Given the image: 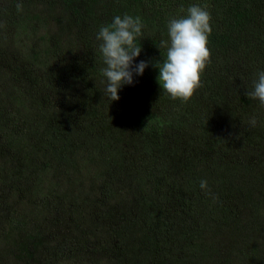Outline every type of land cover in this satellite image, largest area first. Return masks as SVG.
Instances as JSON below:
<instances>
[{
	"label": "rangeland",
	"instance_id": "rangeland-1",
	"mask_svg": "<svg viewBox=\"0 0 264 264\" xmlns=\"http://www.w3.org/2000/svg\"><path fill=\"white\" fill-rule=\"evenodd\" d=\"M17 1L30 15L0 29V80L8 79L0 82V106L13 103L15 109L24 112L22 117L26 123L16 129V135L23 139L26 132L30 136L28 144L40 146L33 147L34 159L31 156L26 160L29 146L24 149L20 145L19 157L0 154L3 173L0 264H153L159 248L151 234V227L157 226L159 221L155 212L148 219L133 214L118 223L113 222L122 217L129 200L138 198L135 193L141 184L145 186L142 179L150 173L138 175L140 165L130 156L132 165L128 174L132 175V195L130 188L118 187L115 178L125 160L127 146L132 143L130 123L138 119L149 104L128 105L119 94L118 100L109 101L103 93L104 77L100 70L95 76L99 91L79 79H64L62 84L55 82L58 95H51L53 105L40 106L35 102L37 99L30 97L22 101L18 94L26 93V86L21 80L16 85V81L11 82L4 63L14 62L20 56L27 59L38 44L42 50L48 49L52 38H57V48L64 60L70 56L69 60H74L81 53L82 44L67 19L58 22L64 16L59 9H49L46 3L37 0ZM184 8L185 3L179 2L173 18L186 15ZM26 22L35 27H29L32 30L29 33L23 31ZM45 60L50 64L54 62L49 58ZM238 61L242 63L246 59ZM49 67L47 64V69ZM34 72L40 74L41 67ZM158 75L159 69L154 67L152 81L162 90ZM37 83L48 90V83ZM238 83L236 81L235 86ZM237 90H233L232 96L239 104ZM199 91L198 88L194 94ZM252 104L246 105L248 113L242 114L238 113L240 108L231 114L224 106H219L213 119L218 129L234 138L241 127L250 126L253 117L257 122L264 119V106ZM157 110L165 123L163 144L172 151L171 155L167 154V166L184 174L195 194L193 201L190 198L180 205L177 194L170 193L168 202L174 206L170 219L167 214L164 218L162 214L159 216L165 223L169 219L165 234L180 248L181 264H264V145L254 153L241 150L235 154V160L227 156L222 161L214 153L202 154L196 148L205 113L188 112L195 118L186 125L177 122L181 114L163 112L160 106ZM148 113L151 114L150 110ZM187 146L199 151L186 165L182 157L186 155ZM52 158L59 162L58 169L51 162L45 171L47 161ZM63 161L65 165L61 167ZM252 161L257 164L249 170ZM161 162L165 164V159ZM202 179H207L213 195L200 189ZM14 180L21 181L19 191L9 186ZM146 191L152 195L151 188ZM103 192H108L109 204L101 202L106 195ZM142 195L145 193L139 197ZM174 204L180 206L177 208ZM192 213L200 222H193ZM101 246L107 248L100 250Z\"/></svg>",
	"mask_w": 264,
	"mask_h": 264
},
{
	"label": "trees",
	"instance_id": "trees-1",
	"mask_svg": "<svg viewBox=\"0 0 264 264\" xmlns=\"http://www.w3.org/2000/svg\"><path fill=\"white\" fill-rule=\"evenodd\" d=\"M37 2L46 3L49 9H59L65 17H60L58 22L67 19L66 21L82 44L81 53L75 56L74 60H69L71 56L64 60V56L57 48L59 45L57 38L51 37L53 41L48 49L42 50L38 44L33 47L32 54L27 59L20 56L16 57L14 62L4 63L5 73L11 82L16 81V85L21 80L20 83H24L26 86V93L29 92L28 94L20 92L18 95L21 100L26 101L28 97L32 100L37 99L35 102L45 107L54 104L51 95H58V87L55 82L62 84L61 81L64 79H79L84 85L89 87V84H92L94 91L96 89L99 91V85H96L99 81L95 76L98 74V70L104 67V64L97 51L99 41L96 40V34L102 25L111 23L117 15L123 17L125 14L134 18L140 17L144 23L142 36L137 38V44H141L142 51L134 59V65L143 60L148 62V67L142 75L134 74L133 84L122 85L118 94L128 105L136 102L148 103L149 108L144 109V113H140L138 119H135L134 122L132 120L130 123L132 143L127 146L124 153L125 160L121 164L119 175L115 178H117L118 187L130 188L132 195V175L128 174L129 167L132 165L129 160L130 156L138 166L140 165L141 169L138 170V175H144L149 171L150 173L146 179L141 178L145 180L146 184L145 186L141 184L140 190L135 193L138 198L133 201L129 200L122 217L116 218L113 222L118 223L133 214L148 219L149 215L155 212L154 216L158 217L159 221L157 226L151 227V234L158 242L159 248L158 253L153 257V264H181L180 248L172 244L173 242L169 241L165 234L170 212L174 210L172 203L168 202V196L170 193H176L180 198L181 205V201L184 203L190 198L193 201L195 194L190 180L186 179L184 174L167 166L168 155H171L172 151L163 144L162 133L165 123L163 115L159 113L157 107L160 106L163 112L170 111L169 113L181 114L177 122L186 125L192 123L195 118L188 115V112L191 114L205 113L206 119H203L200 125V131L202 129L203 131L196 140V143L199 144L196 148L202 154L212 152L219 160L223 161L228 158L227 156L235 160L237 157L235 154L241 150L246 153H254L255 150L262 148L264 145V119H260L255 127H241L234 138H229L227 134H224V131L221 132L217 127L216 120L213 119L215 115L217 116V108L219 109L221 105L231 114L236 108H240L239 114L248 113L246 105L251 103L254 105L256 102L260 105L258 100L249 99L245 93L251 89L252 81L257 78L256 73L264 70V0H37ZM179 2H184L186 5L183 13H186L190 5L200 4L202 7L206 6L211 14L212 32L207 45L211 52L210 62L201 74L200 91L196 92L187 102H182L179 99L174 100L164 91L162 93L160 87L152 81L151 77L154 65L157 62H162L165 56L166 50L161 49L160 51L158 45L162 39L169 38L167 25L175 16V9ZM17 4L21 3H18L17 0H0V20L3 21L0 22V29L5 28L8 24L13 25L23 18H28L30 13L24 11L23 8L18 10ZM36 18L38 17L36 16ZM26 23L23 31L29 33L28 31H32L29 29L31 25ZM42 39L44 40L45 36ZM48 58L54 62L50 64L49 60H45ZM238 59H246V61L239 63ZM47 64L50 65L51 70L47 69ZM39 67L42 72L36 74L34 71ZM7 80L3 78L0 82ZM38 81L48 83L49 91L43 89L41 84L38 86ZM236 81L239 82L238 86H235ZM6 85L10 86L9 83ZM236 89H238L239 104L234 101L232 96L233 90ZM49 95L50 97H48ZM149 110L151 114L148 113ZM23 115L25 113L15 109L13 103H4L0 106V154L2 156L19 157L21 145L25 147L24 149L29 146L30 152L26 153V160L31 156L34 159L33 147L37 148L40 144H28L27 140L30 139V136L26 132L23 133V139H18L16 135V129L26 123L23 120ZM221 121L220 119L218 123ZM196 148L188 149L187 146L186 155L182 157L184 164L187 165V162L196 155L199 151ZM162 158L165 159V164L161 162ZM51 162L58 169L59 162L52 158L47 161L46 166L48 167L45 171H48ZM256 164L257 162L252 161L248 165L249 170H252ZM64 165V161L61 162V167ZM0 173L1 182L3 173L1 171ZM10 185L15 186L18 191L21 189L20 180H14ZM148 188L152 189V195L147 194ZM143 192L145 195L139 197V194ZM103 194L106 195L101 198V202L109 204L108 192H103ZM174 205L177 208L180 206L179 204ZM161 214L163 218L165 214L168 215L169 219L166 223L159 219ZM190 215L194 219L193 222H200L196 220L194 213ZM98 248L105 250L107 246Z\"/></svg>",
	"mask_w": 264,
	"mask_h": 264
},
{
	"label": "clouds",
	"instance_id": "clouds-1",
	"mask_svg": "<svg viewBox=\"0 0 264 264\" xmlns=\"http://www.w3.org/2000/svg\"><path fill=\"white\" fill-rule=\"evenodd\" d=\"M16 7L22 10V4ZM186 13L168 22L169 39H162L158 45L160 51L165 49L166 53L162 62L154 65L159 69L157 80L162 90L172 99L182 102H187L201 86V74L211 56L207 46L212 32L210 12L206 6L194 4L187 8ZM142 27L140 17L117 15L111 23L102 25L96 34L99 41L97 51L104 64L100 69L104 77L103 93L109 101L118 100L122 85L133 84V75H142L148 67V62L143 60L134 65V59L142 51L141 44H137V38L142 36ZM256 77L245 95L264 106V70L256 73ZM249 124L256 126L255 117ZM199 186L206 194L213 195L207 179H202Z\"/></svg>",
	"mask_w": 264,
	"mask_h": 264
}]
</instances>
